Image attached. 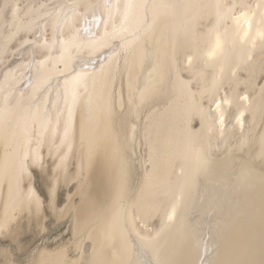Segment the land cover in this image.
Listing matches in <instances>:
<instances>
[{"label": "bare ground", "instance_id": "6f19581e", "mask_svg": "<svg viewBox=\"0 0 264 264\" xmlns=\"http://www.w3.org/2000/svg\"><path fill=\"white\" fill-rule=\"evenodd\" d=\"M262 32L264 0H0V264H264Z\"/></svg>", "mask_w": 264, "mask_h": 264}, {"label": "rangeland", "instance_id": "374dc122", "mask_svg": "<svg viewBox=\"0 0 264 264\" xmlns=\"http://www.w3.org/2000/svg\"><path fill=\"white\" fill-rule=\"evenodd\" d=\"M36 187L41 192V194L45 196V191H46L45 186L43 185V182H41V179L37 174H36ZM64 198H65V191L64 189H62L59 194V201H58L59 205L63 203ZM47 227L48 230L42 236H39L36 239H33L34 235L32 233L27 234L23 238L25 243L31 244L33 245V247L35 246L41 247V245L53 246L55 245V243L69 238V231H68L69 224L67 221H63L59 224H55L53 223V219H48Z\"/></svg>", "mask_w": 264, "mask_h": 264}, {"label": "snow or ice", "instance_id": "6c2138e0", "mask_svg": "<svg viewBox=\"0 0 264 264\" xmlns=\"http://www.w3.org/2000/svg\"><path fill=\"white\" fill-rule=\"evenodd\" d=\"M261 36L264 37V32L261 33ZM223 120V117H221V121Z\"/></svg>", "mask_w": 264, "mask_h": 264}]
</instances>
